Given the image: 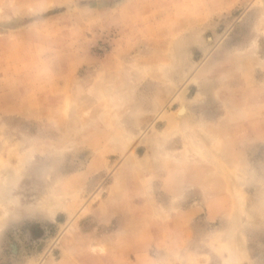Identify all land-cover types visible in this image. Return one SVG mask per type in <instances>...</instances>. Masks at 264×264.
<instances>
[{
    "label": "rangeland",
    "instance_id": "1",
    "mask_svg": "<svg viewBox=\"0 0 264 264\" xmlns=\"http://www.w3.org/2000/svg\"><path fill=\"white\" fill-rule=\"evenodd\" d=\"M0 264H264V0H0Z\"/></svg>",
    "mask_w": 264,
    "mask_h": 264
},
{
    "label": "bare ground",
    "instance_id": "2",
    "mask_svg": "<svg viewBox=\"0 0 264 264\" xmlns=\"http://www.w3.org/2000/svg\"><path fill=\"white\" fill-rule=\"evenodd\" d=\"M185 112H186V107H185V106H181L177 113H178L179 115H182V114H184Z\"/></svg>",
    "mask_w": 264,
    "mask_h": 264
}]
</instances>
